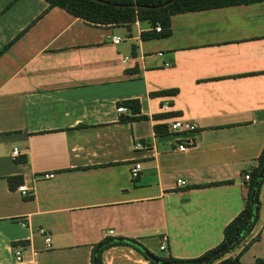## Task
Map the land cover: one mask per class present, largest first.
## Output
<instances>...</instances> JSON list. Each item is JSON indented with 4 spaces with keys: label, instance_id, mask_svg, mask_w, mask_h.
<instances>
[{
    "label": "crops",
    "instance_id": "obj_1",
    "mask_svg": "<svg viewBox=\"0 0 264 264\" xmlns=\"http://www.w3.org/2000/svg\"><path fill=\"white\" fill-rule=\"evenodd\" d=\"M47 5L0 0V50L12 40L0 52V264H93L95 245L118 237L154 253L162 233L166 255L202 256L244 207L242 172L264 147V1L177 12L170 35L146 39V21L94 25ZM130 98L148 117L121 119ZM178 116L196 128L171 130ZM260 201L244 264L264 257V182ZM102 259L153 264L124 244Z\"/></svg>",
    "mask_w": 264,
    "mask_h": 264
},
{
    "label": "trees",
    "instance_id": "obj_2",
    "mask_svg": "<svg viewBox=\"0 0 264 264\" xmlns=\"http://www.w3.org/2000/svg\"><path fill=\"white\" fill-rule=\"evenodd\" d=\"M48 5L44 11L53 7L59 6L65 8L67 11L75 16L83 18L85 21L94 25H126L131 28V25L135 21L147 22L149 24L148 29H143L140 32L142 38H155L168 36L171 34V15L177 12H185L206 8H213L219 6L240 4V3H254L264 0H47ZM43 11V12H44ZM42 12V13H43ZM161 25L160 30L155 29L156 24ZM19 35V34H18ZM17 35V36H18ZM16 36V37H17ZM10 42L5 46L7 47ZM3 49L0 50L2 52ZM175 89L161 90L158 92H174ZM121 103L127 105L131 114L121 116L123 120H135L148 117L146 114L141 113L140 102L137 98H130L122 100ZM156 115V114H155ZM154 116V115H153ZM163 124L156 123L154 125L157 132ZM19 161L26 160V155H21L18 158ZM264 160V147L260 153L258 164L251 168L249 171L243 170V176L246 173L250 174L249 180L246 184V201L244 207L224 226L223 238L221 242L207 250L202 256H206L219 247L235 238L233 243L223 252L214 255L208 262L196 263V258H183L172 255L157 256L159 262L155 263L154 260H149L153 264H244L241 260L242 253L249 248L251 243L259 239L260 234H256L250 240L245 242L246 236L249 234L256 221L258 220L260 213V191L264 182V176L258 177V173ZM10 183L12 180L20 183L22 181L21 176H10ZM222 181H216L213 183H221ZM258 181V185L255 182ZM255 189L253 199L251 193ZM264 229V224L262 226ZM109 239V238H108ZM107 239L102 240L103 245L97 251L96 255L99 264H104L102 259V252L104 249L116 245L124 244L130 245L140 252H143L144 247L136 238L131 237H118L113 241L105 242ZM100 242V243H101ZM99 244V243H98ZM96 246V245H95ZM238 250L234 253V250ZM94 255V253H93ZM199 258V257H197ZM252 264H264V257L257 256Z\"/></svg>",
    "mask_w": 264,
    "mask_h": 264
},
{
    "label": "built area",
    "instance_id": "obj_3",
    "mask_svg": "<svg viewBox=\"0 0 264 264\" xmlns=\"http://www.w3.org/2000/svg\"><path fill=\"white\" fill-rule=\"evenodd\" d=\"M155 29L156 30H160L161 29V25L158 23L155 25ZM112 40L114 42H119L121 40V36L119 35H113L112 36ZM161 54V53H160ZM129 56H125V58H128ZM170 107V105L166 102L162 105V108L163 109H168ZM116 110L118 112H127L128 111V107L125 106V105H118L116 107ZM170 128L171 130L175 131V132H189V131H192L196 128V125L195 123H193L192 121L188 120V119H183L181 117H175L173 118V120L171 121V124H170ZM192 142V140H182L181 142L178 143V146L177 148L180 149V150H184L187 148V142ZM143 144L140 142V141H136L134 143V147L135 148H140L142 147ZM12 153L14 155H17L20 153L19 151V148L18 147H15L12 151ZM141 170V162L139 161H136L133 163V165L131 166L130 168V174L131 176L134 178V177H137L139 175V172ZM55 171L53 170H48V171H45L41 174V176L45 177V178H52L55 176ZM244 177L246 179H249L250 177V174L249 173H246L244 175ZM177 183L180 185V184H185L186 183V180L184 178H178L177 179ZM18 189L21 190L23 193H26L27 192V189L28 187L26 186L25 183H21L18 185ZM40 231L45 235V241H46V245H49V241L51 240L47 230L45 228H40ZM160 249H165L167 248V243H168V234L166 233H162L161 236H160ZM16 256H17V259L19 260L20 259V250H16Z\"/></svg>",
    "mask_w": 264,
    "mask_h": 264
},
{
    "label": "water",
    "instance_id": "obj_4",
    "mask_svg": "<svg viewBox=\"0 0 264 264\" xmlns=\"http://www.w3.org/2000/svg\"><path fill=\"white\" fill-rule=\"evenodd\" d=\"M263 176H264V160H263L262 166L260 168V171L258 173V177L259 178H262ZM255 185H258V181L255 182ZM254 194H255V189L251 193V198L252 199H253ZM115 239H117V238H109L105 242L113 241ZM235 239H237V238H235ZM235 239H233V240H231V241H229V242H227L225 244L220 245L219 247H217L215 250H213L208 255L203 256V257L196 258L194 261L196 263L208 262L214 255H216V254H218V253L223 252L224 250H226L233 243V241ZM102 245H103V242H101V243H99V244H97L95 246L94 255H93V264H99L96 253H97V251L100 249V247ZM143 252L150 259H152L154 261H159V258L154 253H152L151 251L147 250L146 248H143Z\"/></svg>",
    "mask_w": 264,
    "mask_h": 264
},
{
    "label": "rangeland",
    "instance_id": "obj_5",
    "mask_svg": "<svg viewBox=\"0 0 264 264\" xmlns=\"http://www.w3.org/2000/svg\"><path fill=\"white\" fill-rule=\"evenodd\" d=\"M263 209H264V207L262 208V211H263ZM263 219H264V212L261 213V220H263ZM262 244L264 245V239L262 241ZM153 252L157 256H165L166 255L164 250H161V249H158V248H153ZM154 262L158 263L159 261H154ZM244 262L247 263V264H250L251 262L253 263L251 253H246V255H244Z\"/></svg>",
    "mask_w": 264,
    "mask_h": 264
}]
</instances>
